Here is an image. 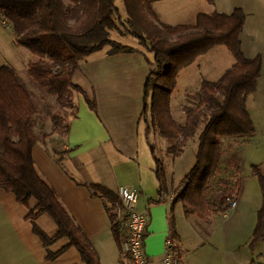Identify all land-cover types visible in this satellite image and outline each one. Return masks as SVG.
Here are the masks:
<instances>
[{"label": "trees", "instance_id": "1", "mask_svg": "<svg viewBox=\"0 0 264 264\" xmlns=\"http://www.w3.org/2000/svg\"><path fill=\"white\" fill-rule=\"evenodd\" d=\"M158 1L163 0H123L127 33L153 55L154 68L143 88L142 119L148 127V143L152 124L160 136L171 143L167 151L174 158L198 135L196 164L180 183L183 191L173 199L172 207L181 203L187 216L198 215L208 220L218 212L229 210L213 212L204 200L210 182L222 172L223 140H244L256 134L246 101L257 91L262 57L248 60L241 51L239 38L245 24V14L241 10L231 15L200 14L194 26L172 27L158 21L153 10V3ZM0 17L13 28L16 44L38 59L29 65L31 83L55 97L62 110H73L70 119L76 117L77 110L73 93L83 95L89 108L96 110V104L73 82L79 64L106 47H110L111 55L135 52L132 47L110 38V32L117 29L115 19L121 17L116 0H0ZM219 46L232 55L233 65L218 81L201 84L198 105L186 113L183 125L178 124L171 115L170 100L179 73ZM33 97L28 85L12 68H0V190L13 194L25 207H29L31 201L36 202L27 218L45 248L59 240H68L67 247L49 253V260L56 259L66 248L74 247L84 264H100L89 240L69 216L55 191L36 171L33 148L50 135H40L36 130L38 107ZM52 121V131L64 132L66 136L69 122L63 124L59 113L52 115ZM149 147L159 183V200H162L167 191L165 166L156 156L155 147L150 143ZM252 172L263 193V205L253 235L254 248L264 230V172L260 166H253ZM86 187L92 197L104 201L117 237L120 224L113 215L119 201L117 195L101 185ZM42 215L50 216L55 222L58 229L55 236L49 237L38 226L37 220ZM171 236L174 239L173 232Z\"/></svg>", "mask_w": 264, "mask_h": 264}, {"label": "crops", "instance_id": "2", "mask_svg": "<svg viewBox=\"0 0 264 264\" xmlns=\"http://www.w3.org/2000/svg\"><path fill=\"white\" fill-rule=\"evenodd\" d=\"M203 1L210 7L211 14L231 15L238 9L245 14L239 38L241 51L248 60L262 57L257 91L246 101L257 128L264 117V0ZM132 48L135 49L133 53L111 55L110 47H106L87 57L83 67L79 64L73 76L74 84L92 93L97 103L100 100L104 104H98L93 112L84 100H80L76 117L69 120L65 138L41 139L34 146L32 155L38 175L55 191L60 203L91 243L100 264L132 262L124 252L126 223L116 221L120 224L116 237L104 201L91 196L86 187L89 184L101 185L116 195L120 187L140 191L137 210L148 214L150 219L145 252L153 263L162 258L165 241L173 232L182 264H264V230L262 239L252 247L263 205L261 185L254 174L249 187L240 177L237 207L229 209L225 215L218 212L208 220L198 215L187 216L181 203L172 207L173 197L167 195L159 200V183L147 140L148 127L145 122L141 125L143 88L154 68L153 55L139 42ZM37 60L29 50L16 44L13 28L0 17V68H12L29 86V65ZM117 98L126 100L124 105L126 109L132 108L131 116L122 118L119 110L125 109H121V105H109L111 99ZM132 99L137 101L136 105ZM239 143L243 145L244 141L239 140ZM144 147H147L145 155L140 152ZM234 149L237 150L236 146ZM239 153L242 163V152ZM253 163L252 167L258 165L264 172V162ZM35 206L36 202L31 201L30 206L25 207L13 194L0 190V264H84L74 247L66 248L54 260L48 259L49 253L67 247L68 240H59L48 248L43 246L27 218ZM45 216L48 215H42L37 224L53 237L57 226L49 216L53 221L50 225ZM41 221L44 222L42 226Z\"/></svg>", "mask_w": 264, "mask_h": 264}, {"label": "rangeland", "instance_id": "3", "mask_svg": "<svg viewBox=\"0 0 264 264\" xmlns=\"http://www.w3.org/2000/svg\"><path fill=\"white\" fill-rule=\"evenodd\" d=\"M116 6L120 11L121 17L120 19H115L117 29L110 32L111 40L129 47L138 45V41L130 36L125 28L124 24L126 23L127 16L123 0H116ZM153 9L157 13L156 15L160 23L175 27L193 26L195 24L194 19L197 15L211 14L210 7L203 0H163L153 3ZM86 61H88L87 58L81 62L80 66L83 67ZM232 63L233 58L230 56L229 52L224 47H216L207 55L199 57L194 64L185 68V70L179 74L177 86L170 100V112L176 122L183 124L186 120V113L198 105V94L201 83L205 80L208 82L218 81L221 74H223ZM28 87L32 91L34 96L33 99L38 107L36 115L37 132L40 135L48 134L50 137H60L64 139V132L52 131V115L54 113H59L63 118V124H67L73 110H62L57 104L55 97L50 96L46 90L32 83ZM86 94L88 99L96 104V110L98 104H104L100 100L97 103L92 93ZM100 96L99 94L98 97L100 98ZM72 99L77 109L80 100H84L87 104L83 95L80 96L77 93H73ZM125 102L126 100L120 101L117 98L116 100L111 99L108 103L109 105H121V109L125 110H119V112H121L120 116L122 118H127L131 116L132 108L126 109L124 105ZM132 103L136 105L137 101L132 99ZM96 110H93V112H96ZM150 123L151 121L149 119V124ZM142 124H144V120H142L141 125ZM149 127L151 131L149 143L155 147L156 156L165 166V185L167 189V194L165 193V195L177 198V195L183 191L180 183L186 178L196 164V154L199 146L198 135L186 143L183 152L178 155V158H174L167 151L171 143L162 138L158 130L152 127V124H150ZM242 141H244L243 145H240L239 140H223L225 155L223 158L222 172L218 177L212 179L204 192V200L213 212H216L219 206L225 205L228 199L235 194L238 187L237 181H240V177H242L244 184H247L249 187L253 177L252 164H255L253 162H264V117H261V121L257 123L255 136L246 138ZM235 146L237 149L236 151L234 149ZM239 151L242 152V163ZM140 152H144L143 154L145 155V153H147V147H144V149L141 148ZM254 183L258 186L256 180H254ZM118 205H120L119 201L115 206ZM45 217L51 225V223H53L51 218L49 216ZM42 221L40 223L41 226L44 223ZM47 230L49 233V229Z\"/></svg>", "mask_w": 264, "mask_h": 264}, {"label": "built area", "instance_id": "4", "mask_svg": "<svg viewBox=\"0 0 264 264\" xmlns=\"http://www.w3.org/2000/svg\"><path fill=\"white\" fill-rule=\"evenodd\" d=\"M138 189L120 187L117 197L120 205L115 206L113 215L118 222H125L127 227V239L124 245V252L130 258L132 264H182L179 257L175 241L169 235L165 241V250L162 258L153 263L145 252V240L148 234L149 216L137 210V204L140 197ZM237 194L228 199L227 203L219 206V209H234L237 207ZM225 215L226 212H222Z\"/></svg>", "mask_w": 264, "mask_h": 264}]
</instances>
